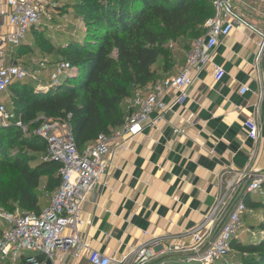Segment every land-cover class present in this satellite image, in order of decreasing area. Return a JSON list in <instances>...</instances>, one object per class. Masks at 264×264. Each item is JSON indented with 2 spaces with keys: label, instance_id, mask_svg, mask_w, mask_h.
<instances>
[{
  "label": "crops",
  "instance_id": "crops-1",
  "mask_svg": "<svg viewBox=\"0 0 264 264\" xmlns=\"http://www.w3.org/2000/svg\"><path fill=\"white\" fill-rule=\"evenodd\" d=\"M4 2L0 0V8ZM246 22L253 30L245 26L234 30L215 50L212 65L225 73L220 81L214 80L212 66L206 68L181 106L162 114L156 128L145 126L128 140L124 151L116 150L107 187L90 193L82 208L81 219L90 220L91 226L79 231L90 249L120 261L130 248L160 240L152 264H186L179 260L191 255L195 246L189 232L229 183L234 184L228 193L231 206L244 199L249 204L264 203L245 191L244 180V176L264 175V48L261 53L258 49L264 19L248 14ZM14 51L8 56L12 63H16ZM242 87L248 89L244 95ZM177 95L169 93L165 103L171 106ZM248 120L258 126L255 140L244 127ZM174 127L183 128L185 134L174 136ZM108 145L113 150L116 141L109 138ZM246 208L244 233L237 241L257 242L263 212ZM232 259L234 264L235 256ZM52 264L88 262L57 252Z\"/></svg>",
  "mask_w": 264,
  "mask_h": 264
},
{
  "label": "built area",
  "instance_id": "built-area-1",
  "mask_svg": "<svg viewBox=\"0 0 264 264\" xmlns=\"http://www.w3.org/2000/svg\"><path fill=\"white\" fill-rule=\"evenodd\" d=\"M212 8V17L205 22L203 34L192 41L183 65L174 75L137 89L124 100V122L110 137L100 136L80 149L71 135L70 116L64 121L42 117L37 120L41 124L35 134L45 144L40 161L59 165L60 184L48 206L39 213L7 212L0 207V264H45L47 260L52 261L57 252H69L75 260L86 258L88 264H152L161 246L160 240L130 248L120 261L90 249L79 230L82 226H91V221H83L81 212L90 193L107 187L117 149L124 151L128 140L139 135L145 126L156 128L162 114L174 105L181 106L187 99L188 90L206 68L213 67L216 82L223 78L222 68L212 65L213 55L234 30L244 26L252 29L246 22L249 5L247 0H212ZM56 9L57 5L51 0H5L4 7L0 8V98L10 86L29 77L25 68L10 61V51L19 50L33 30L50 24L57 16ZM260 38L263 43L258 45L259 53L264 48V36ZM49 71L47 89L58 86L68 77L77 76V70L67 62L54 64ZM173 91L178 95L169 106L164 100ZM247 91L242 87L240 94ZM154 113L158 116L151 119ZM60 123L67 127L65 132L59 131ZM28 126L33 127V123L26 125L13 110L0 103L1 128L26 130ZM244 127L255 140L258 136L256 123L248 120ZM184 134L183 128H173L174 136ZM109 138L116 141L113 150L109 149ZM244 180L248 194L264 199V175L244 176ZM233 185L229 183L226 191L218 194L209 213L189 232L195 246L191 255L180 259L179 263L231 264V243L244 233L242 217L249 213L241 200L231 206L228 193Z\"/></svg>",
  "mask_w": 264,
  "mask_h": 264
},
{
  "label": "trees",
  "instance_id": "trees-1",
  "mask_svg": "<svg viewBox=\"0 0 264 264\" xmlns=\"http://www.w3.org/2000/svg\"><path fill=\"white\" fill-rule=\"evenodd\" d=\"M200 1L81 0L86 41L70 46L73 51L63 61L77 70V76L62 80L47 92L16 83L8 88L18 87L7 109L13 110L24 123H33V127L40 125L37 120L41 117L64 121L70 116L71 135L80 149L100 136L110 137L124 122L123 101L136 89L157 82L152 68L162 55L160 45L178 30L205 23L212 17V2L205 8ZM201 34L203 29L199 33L192 31L191 38ZM38 140H22L16 128L0 127V185L5 184V177L10 182L0 191V207L7 212L15 211L7 207L11 202L20 213H39L41 179H47L45 189L51 193L60 184L59 165L40 161L32 166L26 155L8 156L4 148L5 144L19 141L21 147L42 156L45 144ZM244 203L263 212L259 241L236 240L231 243V250L240 264H264V203L249 204L247 199Z\"/></svg>",
  "mask_w": 264,
  "mask_h": 264
},
{
  "label": "rangeland",
  "instance_id": "rangeland-1",
  "mask_svg": "<svg viewBox=\"0 0 264 264\" xmlns=\"http://www.w3.org/2000/svg\"><path fill=\"white\" fill-rule=\"evenodd\" d=\"M51 1L57 5V16L50 24L42 25L29 34L25 43L21 47L23 48V51L15 50L13 52V60L18 65L25 68L29 73V77L23 82V85L28 88H36V90L42 91L48 90L47 88L49 87V68L54 64L66 61V54H70L73 51V48H70V46L82 45L86 41L84 34L85 28L82 23L85 13L79 7L81 0ZM200 2H202L206 8L211 4L212 0H201ZM247 4L249 5V14L263 17L264 19V0H247ZM202 16L204 17L205 15H201V17ZM204 24V22L194 23L186 29H180L175 32V34L169 35V39L160 45L162 55L159 57L156 65L152 68L157 81L166 79L177 72L179 66L184 60L185 53L191 46L193 40L191 38V32L199 33L203 29ZM261 30L264 32V27H262ZM16 89H18V87L8 89L0 98V103H4L10 108V103L14 99L13 91ZM121 109L122 113L125 115L126 113L123 103L121 104ZM25 124L27 125V123ZM39 124H41V122ZM17 130L20 134V139L29 140L37 138V140L39 139L38 142H41V139L35 134L37 127L28 126L26 130ZM66 130L67 127L63 123H60L59 131L65 132ZM5 136L7 135H4L3 138H6ZM4 148L6 149L8 156L22 154L29 158V162L32 166L40 163L41 154H34L24 147H21L19 141L14 142L12 145L5 144ZM3 181L5 184L0 185V191L10 183L6 177L3 178ZM46 184L47 179L44 177L41 179L40 187L38 189L39 202L43 204L42 207L44 208L48 206L53 196V192L46 191ZM7 207L10 210L19 211L17 205L14 203H8ZM250 234L251 236H256V230ZM232 256H235L234 264H240L237 260L238 257L233 250L230 253L229 259L234 260L232 259Z\"/></svg>",
  "mask_w": 264,
  "mask_h": 264
},
{
  "label": "water",
  "instance_id": "water-1",
  "mask_svg": "<svg viewBox=\"0 0 264 264\" xmlns=\"http://www.w3.org/2000/svg\"><path fill=\"white\" fill-rule=\"evenodd\" d=\"M45 264H52V261H51V260H47V261L45 262Z\"/></svg>",
  "mask_w": 264,
  "mask_h": 264
}]
</instances>
